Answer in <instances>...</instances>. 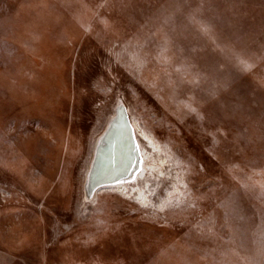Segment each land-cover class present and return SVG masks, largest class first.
Here are the masks:
<instances>
[{"label": "rangeland", "instance_id": "374dc122", "mask_svg": "<svg viewBox=\"0 0 264 264\" xmlns=\"http://www.w3.org/2000/svg\"><path fill=\"white\" fill-rule=\"evenodd\" d=\"M0 264H264V0H0Z\"/></svg>", "mask_w": 264, "mask_h": 264}, {"label": "water", "instance_id": "95a60500", "mask_svg": "<svg viewBox=\"0 0 264 264\" xmlns=\"http://www.w3.org/2000/svg\"><path fill=\"white\" fill-rule=\"evenodd\" d=\"M121 116L119 118V122L115 125V128L113 131L110 132L109 138H107V147L102 151L101 149L97 151L96 157H99V165H96V167H93L92 173L90 174L89 178L93 180V178L97 177V185L108 182V181H118L121 178H124L125 176L129 174H134L138 171L139 168V162L141 160L140 150L136 141L134 128L131 125L127 115L125 114L124 110L120 112ZM121 138H124L125 143L127 144V151H128V162L126 163L127 167H123L124 165L120 164L121 172L119 170V173L114 175L111 174V172L115 169H109L110 164H106V169L104 173L98 176L99 172L102 169L103 162H104V152L105 150H114V148L117 146V144L120 142ZM105 141V140H104ZM103 141V142H104ZM102 142V143H103ZM119 148V145L117 146V149ZM111 170V171H110ZM131 175V176H132ZM88 178V179H89ZM94 183V184H95ZM97 188V187H95Z\"/></svg>", "mask_w": 264, "mask_h": 264}, {"label": "bare ground", "instance_id": "6f19581e", "mask_svg": "<svg viewBox=\"0 0 264 264\" xmlns=\"http://www.w3.org/2000/svg\"><path fill=\"white\" fill-rule=\"evenodd\" d=\"M133 125V124H132ZM133 128L136 129V125H133ZM119 145V148L117 149V146ZM117 146L114 148V150L110 151L107 149L106 152V163L103 166V173L106 169V164H110V168L109 169H115L111 172V174L116 175L119 173V171L121 172V168H118V166L120 167V164L124 165L123 167H127L126 163L128 162V158L130 156H128V149H127V144L124 141V138H121L120 142L117 144ZM158 164V163H157ZM150 168H152V166H150ZM154 168V167H153ZM119 170V171H117ZM111 171V170H110ZM162 172V171H161ZM137 174V172H135L133 175L129 174L127 176H125L124 178H121L118 181H108L105 183H102L103 185H105L108 188H112V189H116L119 192L123 193V194H128V192H130L129 189L136 191V195L139 199V201L141 202H145L148 198L146 191L144 190V188L138 187V190H135L133 186H131L130 182L132 180H135V175ZM142 175V178H145L144 176L146 175V169H142L141 172H139L138 175ZM132 175V176H131ZM99 176V175H98ZM97 177L94 178L93 182H90L86 185V197L87 198H91L93 192L96 190L95 187H99L96 186L97 184ZM95 183V184H94Z\"/></svg>", "mask_w": 264, "mask_h": 264}]
</instances>
